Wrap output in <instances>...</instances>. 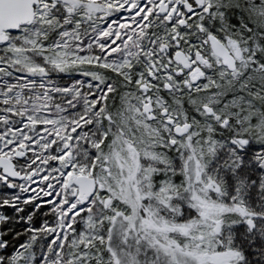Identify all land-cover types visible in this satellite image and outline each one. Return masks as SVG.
I'll return each instance as SVG.
<instances>
[{
	"label": "snow or ice",
	"instance_id": "snow-or-ice-1",
	"mask_svg": "<svg viewBox=\"0 0 264 264\" xmlns=\"http://www.w3.org/2000/svg\"><path fill=\"white\" fill-rule=\"evenodd\" d=\"M0 264H264V0H0Z\"/></svg>",
	"mask_w": 264,
	"mask_h": 264
},
{
	"label": "rangeland",
	"instance_id": "rangeland-1",
	"mask_svg": "<svg viewBox=\"0 0 264 264\" xmlns=\"http://www.w3.org/2000/svg\"><path fill=\"white\" fill-rule=\"evenodd\" d=\"M255 147L256 148H259V145H255ZM17 230H20V227H18V229ZM9 239H10V237H9ZM24 238L23 237H21V241L23 240Z\"/></svg>",
	"mask_w": 264,
	"mask_h": 264
}]
</instances>
